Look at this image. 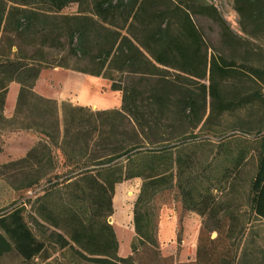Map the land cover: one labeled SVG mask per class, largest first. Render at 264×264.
<instances>
[{
    "label": "trees",
    "instance_id": "1",
    "mask_svg": "<svg viewBox=\"0 0 264 264\" xmlns=\"http://www.w3.org/2000/svg\"><path fill=\"white\" fill-rule=\"evenodd\" d=\"M83 1L0 0V129L11 127L40 135L24 156L1 164L0 170L18 171L21 179L14 185L16 190L47 184L32 207L31 224L39 229L51 227L50 237L59 248H69L84 261L138 264L140 251H153L151 264H156L159 244L154 202L175 187L182 208L203 218L194 264H239L232 240L243 233L247 222L235 201L245 199L246 212L264 222V131L253 138L221 142L194 176L195 150L204 146L182 139L177 123L181 125L188 117H197L198 123V104L201 96L205 103L206 94L213 100L211 113L241 107L242 103L222 99L221 81L242 76L264 86V67L242 68L235 59L208 57L193 14L218 22L224 37L238 36L204 0H92L90 16L82 11L63 13ZM233 8L247 37H264V0H233ZM53 31L67 38L75 56H89L93 68L73 70L110 81V89L121 93L120 108L93 112L59 104L34 91L40 71L49 66H43L36 53L46 46ZM5 40L7 50L3 52ZM18 40L37 47L35 53L27 56ZM14 46L17 50L12 52ZM93 46H99L95 54H91ZM113 72L138 76L139 81L122 85L121 80H114ZM205 79L209 85L199 84L198 94L180 83ZM150 80L153 87L142 90L140 84ZM12 82L19 90L13 114L6 118L3 110ZM166 120L174 125L164 124ZM58 153L64 168L61 173L56 172ZM252 163L255 172L248 177ZM131 179L141 180L132 208L135 238L130 255L122 257L107 219L113 214L116 185ZM23 211L15 207L0 215V258L15 252L29 262L45 249L24 220ZM212 231L217 234L213 239Z\"/></svg>",
    "mask_w": 264,
    "mask_h": 264
},
{
    "label": "rangeland",
    "instance_id": "2",
    "mask_svg": "<svg viewBox=\"0 0 264 264\" xmlns=\"http://www.w3.org/2000/svg\"><path fill=\"white\" fill-rule=\"evenodd\" d=\"M204 1L216 8L232 33L238 36L236 39L224 37L223 29L218 22L206 16L193 14L192 20L203 36L208 57L221 55L227 59H235L237 65L242 66V68L245 66L264 67V37L252 39L240 30L239 17L233 8V0ZM80 11L90 16L92 0L83 1L81 5H73L64 10L63 13L76 14ZM119 25L122 24L119 23ZM48 38L46 46L36 53L39 58L43 59V66L49 65L44 69L48 74V77L43 80L44 84L48 83L49 86L59 90L62 89V86H57L58 83H61L60 77H65V74H78L73 69L93 68L89 56L79 58L69 50L68 40L61 32L53 31L48 34ZM39 40L40 36L38 37ZM53 40L60 42V44L52 43ZM3 44L2 50L6 52V40ZM17 44L27 56H31L37 49V47L33 48L22 40H18ZM98 49L99 46H93L91 54H95ZM16 50L15 46L11 49L12 52ZM52 64H62L68 68L54 67ZM112 76L116 82L121 80L122 85L130 84V80L139 81L138 76L127 77L119 72H113ZM197 81L200 83L186 80H180V83L194 94H198L200 92L199 84L208 86L209 81L208 79ZM153 82V80L144 81L140 86L142 90L148 91L150 87H153ZM110 84V81L96 77L95 83L92 84L94 87L92 90L100 95L103 100L119 99L117 95L119 93L113 92L110 89ZM220 85L223 89L222 99L239 102L243 105L235 110L220 113L218 109H215L211 113L213 100L209 94H206L205 103L201 96L198 104L197 116L200 121L197 123V117H188L181 125L177 123V132L183 134L182 139L204 146L202 149L196 147L194 176L197 175V172L199 173V166L209 162L215 155L217 146L221 142H226L233 137L253 138L264 131V86L251 78L242 76L238 78L229 77L221 81ZM91 111L94 112V110ZM164 124L173 126L174 122L166 120ZM170 131L171 129L166 130L165 136H168ZM34 136L39 140L40 135L31 131H13L11 127L0 129V165L3 162L19 159L30 146ZM56 165V172H63L62 157L59 153ZM0 171L2 173L0 175V215L15 207L24 208V220L28 222L34 235L45 244L44 251L29 262L23 261L15 252H10L0 258V264H95L79 259L69 248H59L50 237V231L53 230L51 227L39 229L31 224V217L34 215L32 207L36 198L46 190V183L41 182L27 190H16L14 185L19 184L21 179L18 171ZM254 172L255 164L252 163L247 168L248 177L253 176ZM140 184V179H131L121 182L116 187V191L119 190L117 207L121 209L122 216L120 220L116 217L118 210L113 205V214L109 224L112 225L115 232L121 255H130V243L135 238L132 208ZM178 194L177 189L173 187L155 198L154 203L158 216L157 241L159 244V259L156 264H194L197 260L196 249L203 218L194 212L185 211ZM244 202L245 199L243 198L235 201L241 206L239 214H242L247 222L243 233L232 240L234 248H236V256L237 259L240 258L239 264H264V222L256 220L252 214L247 213ZM127 214L131 215L129 219L126 217ZM216 235L215 231L210 232L211 239L215 238ZM153 255V251H140L138 264L153 263Z\"/></svg>",
    "mask_w": 264,
    "mask_h": 264
},
{
    "label": "crops",
    "instance_id": "3",
    "mask_svg": "<svg viewBox=\"0 0 264 264\" xmlns=\"http://www.w3.org/2000/svg\"><path fill=\"white\" fill-rule=\"evenodd\" d=\"M62 76V75H61ZM48 77L47 72H45L44 69H42L39 73V76L35 82L34 85V91L47 99L55 100L59 104L61 102L70 103L74 106H80V107H86L90 110L98 111V110H105V109H118L121 107V93L118 91L119 99L115 98L113 101L109 100H103L100 95L93 92L92 86L93 83H95L96 76H91L88 74L80 73L78 74H65V77H60L61 83H58L57 86H62V89L57 90L54 87L49 86L48 83H43V80ZM19 90V85L15 82H12L8 86L5 104H4V110L3 114L6 118H10L13 114V110L16 103V98ZM35 137V136H34ZM36 138V137H35ZM35 138L31 141L30 146L28 149L23 152L22 156L25 155V153L36 143L38 140ZM21 156V157H22ZM4 163V162H3ZM117 187V185H116ZM115 187V191H116ZM119 190L114 193L113 196V205L118 210L117 218L120 220L122 213L121 209L117 207V194ZM130 214H127V219L130 218ZM119 222L117 221V224ZM118 255L125 257L126 255H121L119 252V243H118Z\"/></svg>",
    "mask_w": 264,
    "mask_h": 264
},
{
    "label": "water",
    "instance_id": "4",
    "mask_svg": "<svg viewBox=\"0 0 264 264\" xmlns=\"http://www.w3.org/2000/svg\"><path fill=\"white\" fill-rule=\"evenodd\" d=\"M107 222H108V223H110V222H111V217H109V218L107 219Z\"/></svg>",
    "mask_w": 264,
    "mask_h": 264
}]
</instances>
